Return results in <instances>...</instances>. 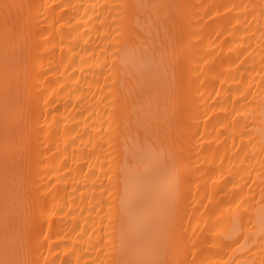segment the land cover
Segmentation results:
<instances>
[{
    "label": "snow or ice",
    "instance_id": "1",
    "mask_svg": "<svg viewBox=\"0 0 264 264\" xmlns=\"http://www.w3.org/2000/svg\"><path fill=\"white\" fill-rule=\"evenodd\" d=\"M80 7L83 8V14L77 5L56 3L55 0L51 3L0 0V204L3 214L0 264H57L60 258L52 255L56 249H62L64 256L69 257L60 259V264H73V257L75 264H81L82 256L74 245L69 249L61 243H52L54 237L57 241L65 239L60 232L53 231L52 217L57 212H63L64 207L71 208L73 196L66 192L67 202L57 206L60 189L51 181L49 172L53 169L45 156V151L51 149L45 147V140L41 136H48V129L51 128L48 116L52 115L53 121L56 120L59 113L52 106L60 102L57 97L65 88L69 99L75 96L78 100L79 104L72 107L78 108L84 121L83 127L88 128L87 122L95 117V112H90L86 106L89 96L85 89L91 92L92 83L99 85L98 80L89 82L87 79V74L95 75L96 68L101 70V74L106 70L110 75L105 79L112 80V84L116 83V74L133 77L135 82L128 90V96L137 90L142 91L145 86H156L162 75L161 69L167 79V104L163 110L159 105L146 110L136 103L126 109L125 129L130 133L135 132L133 147L128 150L122 165H117L114 170L109 164L108 171L104 173L110 184V190H105V193L111 197L108 212L101 220V223L106 220L101 231L102 247L107 249L105 255L110 257L108 264H203L195 251L196 242L185 240L186 229H182L187 194L194 182L192 174L193 171L200 172L198 167L193 168L189 144L194 134L187 123L188 119L193 118L190 116V108L194 103L193 85L201 81L204 71L211 70L193 66L198 64L194 40L203 39L199 31L192 30V17L188 10L193 6L179 3L100 5L101 9L107 11V16L103 12L97 13L98 6L95 4ZM221 8L227 13L226 16L221 15ZM141 9L157 13L166 44L150 43L127 22ZM236 9H243L245 20L251 14L248 5L241 4L208 5L204 13L212 20L217 39L221 45L228 46L229 53L234 51L231 45L236 43L230 37L240 31L236 26L241 23L240 17L232 15ZM260 9L264 16V3ZM160 10L164 12L162 20ZM114 12L116 15H112ZM218 21L224 22L220 31H216L215 27ZM93 33L96 40H93ZM156 35L159 37V31ZM97 49L103 56L102 62L96 55ZM246 52L247 49L235 50L236 60L240 61L238 69L245 62L240 57ZM248 56L250 58L251 54ZM57 59L59 63H55ZM236 60L232 63H236ZM61 67L64 68L63 72L59 71ZM261 70L264 72V65ZM146 73L149 75L147 80ZM56 74L61 79L49 80L50 76ZM65 78L73 81L75 88L72 84L63 83ZM261 80L264 81V76H261ZM53 83L58 84L59 89L52 88ZM121 86H125L124 81H121ZM108 90L112 99H116L111 84ZM195 91L199 92V89ZM237 91L241 97L235 101L236 104L247 102L252 95L250 89ZM95 96L96 93H92V97ZM64 104L67 110L68 101L65 100ZM234 111L239 114L238 110ZM108 115L111 128L112 114ZM45 125H48V129ZM70 131L76 130H66ZM243 135L245 133H241ZM83 136H89L87 142ZM76 140H80L85 149L96 147L87 131L83 134L76 131L71 142L75 144ZM108 146L111 148L112 143ZM245 148L241 146L237 150V158L241 152H245ZM86 155L90 156L91 153ZM243 163L240 160V164ZM260 164L256 178L252 176L254 169L241 167L237 172L247 176V179L241 176L243 183L225 181V188L228 184H232V188L224 193L228 198L222 203L235 206L234 212L218 221H227L229 225L221 233L223 241L230 242L226 244L227 247L232 244L244 247L251 239V235L245 231L248 227L244 223L246 213L241 210L249 203L247 197L252 195V186L257 183V179L261 186L260 203L264 205V160ZM63 166L67 167L66 164ZM86 166L89 169L93 167L91 164ZM84 167L81 166V172ZM161 172L164 173L168 193L162 204L156 197ZM90 174L96 175L94 171ZM84 175L89 173L85 172ZM72 191L79 189L73 188ZM50 199L53 201L51 207ZM86 199L81 192V202ZM83 211L81 208V213ZM64 214L71 215V212ZM260 225L259 264H264V209L261 210ZM92 264L97 262L92 261ZM222 264L229 262L223 261ZM251 264H255V261Z\"/></svg>",
    "mask_w": 264,
    "mask_h": 264
},
{
    "label": "bare ground",
    "instance_id": "2",
    "mask_svg": "<svg viewBox=\"0 0 264 264\" xmlns=\"http://www.w3.org/2000/svg\"><path fill=\"white\" fill-rule=\"evenodd\" d=\"M20 2L51 3L52 0H20ZM55 2L77 5L81 14H83L81 5L95 4L98 6L97 13L103 12L105 16L108 13L101 9L100 5L179 3L193 6L188 10L192 17V30L199 31L203 37L202 41L194 40L196 44L195 59L198 64L193 66L211 70L204 71L201 76L202 83L196 81L193 85L194 103L190 108V116L193 118L187 121L194 134L189 144L190 155L194 162L193 168L198 167L200 172L193 171L194 182L190 185L187 194L186 215L182 221V229H186L184 237L185 240L196 242L195 251L203 264H222L223 261H228L229 264H245V262L251 264L252 261H255V264H259L261 259L260 215L264 205L260 203L261 186L258 179L257 183L252 186V195L247 197L249 203L241 210L246 213L244 223L248 227L245 231L251 235L248 243L244 247H237L235 244L227 247L226 244L230 242L223 241L221 233L229 225L227 221L224 223H218V221L235 211V206L230 207L228 204L222 203L228 198L224 193L232 188V184H228L225 188V181L233 180L243 183L241 176H244L245 179L247 176L243 172H237L241 167L249 170L254 169L252 176L256 178L261 168L260 162L264 160V151H262L264 150V81L261 80V76H264V72L261 70L264 65V59H262L264 57V35H262L264 34V16L261 15L260 9L264 0H55ZM213 4L248 5L251 14L247 16L246 20L243 9L233 10L232 15L239 16L241 23L236 25L240 31L234 37H230L236 41L231 45L234 50L232 53H229L228 46L221 45L216 37V32L213 31L212 20L204 14L207 6ZM202 5L205 7L202 8ZM220 12L222 16L227 15L223 8L220 9ZM112 15H116V13L114 12ZM163 16L164 12L160 10L161 20ZM201 17H203L202 21ZM213 19L217 18L213 17ZM127 22L150 43L153 41L157 44L167 43L155 11L141 9ZM109 23H111V19H109ZM164 23L167 24L168 21H164ZM223 23V21H218L215 26L216 31H220ZM232 23L235 24V20ZM157 31H159V37L156 35ZM93 40H96L95 33H93ZM100 43L104 42L100 41ZM104 46L107 47L106 44ZM237 48L247 49V52L240 57L245 62L239 69L237 65L240 61L236 60L235 53ZM249 53L251 54L250 58ZM96 55L102 62L103 56L99 49H97ZM233 60H236V63H232ZM55 63H59V59ZM45 67H47V61H45ZM59 71L63 72L64 68L61 67ZM161 72L162 75L156 82V86H145L142 91L137 90L132 96H128V90L133 87L135 82L131 76L116 74L114 76L116 83L112 84V80L105 79L110 75L106 70L101 74V70L96 68L94 76L87 74L89 82L99 81V85L92 83L91 92H87L85 89L86 95L89 96L86 106L90 112H95V117L87 122L89 125L87 129L83 127L84 121L78 108L72 107V105H78L79 102L75 96L69 99L67 88L57 97L60 102L52 106L59 114L55 121H53L52 115L48 116L51 128L48 129V125H45V128L48 129V136L42 135L41 139L45 140V147L51 149V151H45V156L53 169L49 172L51 181L56 185V188L60 189L56 199L57 206L67 202L66 192L72 193L73 196L71 208L64 207L63 212H57V215L52 217L53 231L60 232L65 236L63 241H57L54 237L52 243H61L69 249L74 245L77 253L82 256L81 264H92V261H96L97 264H100L101 261L103 264H108L110 257L105 255L107 249L102 247L103 232L101 231L106 220L104 223H101V220L108 212V201L111 200V197L105 193V190H110V184L104 173L108 171L107 165L109 164L114 170L117 165H122L128 150L133 147L135 132L130 133L125 129L124 113L126 109L132 103H136L146 110L149 107L154 109L157 105L163 110L167 104V79L163 75V69ZM76 74H79V68H77ZM170 74L169 70L168 76ZM59 79L61 78L58 74L49 77L51 81ZM145 79H149L147 73ZM121 81L125 82V86H121ZM62 82L66 85L72 84L75 88L74 82L67 78ZM81 84H83V79ZM110 84L112 92L116 96L114 100L109 94L108 85ZM52 88L59 89V85L53 83ZM196 88L199 89V92L195 91ZM237 89L245 91L250 89L252 95L248 97L247 102L235 103L241 97V93ZM92 93H96V96L92 97ZM104 97H108V99ZM65 100L68 101L67 110L64 104ZM234 109L238 110L239 114ZM49 112H51V108ZM109 113L112 114L111 128H109ZM84 114L88 115V113ZM71 129H75L81 134L87 131L96 147L85 149L80 140H76V143L73 144L71 140L76 135V131L66 132ZM241 133H245V135L241 136ZM88 139L89 136H83L85 142ZM109 143H112L111 148L108 146ZM241 146H246L247 157H245V152H241L237 158L235 153ZM86 153H91V155L88 156ZM240 160L244 161L243 165L240 164ZM129 162H131L130 156ZM65 164L67 167L63 166ZM86 164H91L93 167L89 169ZM81 166H85L83 172H81ZM91 171H94L96 175H91ZM85 172L89 175L85 176ZM93 181H95V185H93ZM73 188H78L79 191L73 192ZM222 189L223 191H221ZM81 192L87 197L83 202H81ZM245 192L247 193V189ZM167 195L165 176L161 172L156 188V197L162 204ZM209 199L211 203H209ZM52 203L53 201L50 199L49 207ZM204 205L208 207L205 208ZM81 208L84 209L83 213H81ZM20 211H23L22 207ZM69 212L71 215L64 214ZM2 230L3 214L2 204H0V236H2ZM45 230H47V224H45ZM52 255L65 260L69 258L64 256L62 249L54 250ZM60 259H57V264H60ZM73 264H75L74 257Z\"/></svg>",
    "mask_w": 264,
    "mask_h": 264
}]
</instances>
